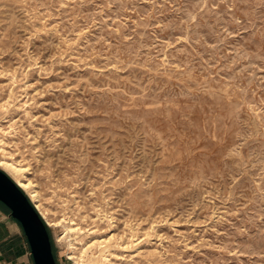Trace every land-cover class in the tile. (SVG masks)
Listing matches in <instances>:
<instances>
[{"label":"rangeland","instance_id":"obj_1","mask_svg":"<svg viewBox=\"0 0 264 264\" xmlns=\"http://www.w3.org/2000/svg\"><path fill=\"white\" fill-rule=\"evenodd\" d=\"M1 162L57 264H264V0H0Z\"/></svg>","mask_w":264,"mask_h":264},{"label":"water","instance_id":"obj_2","mask_svg":"<svg viewBox=\"0 0 264 264\" xmlns=\"http://www.w3.org/2000/svg\"><path fill=\"white\" fill-rule=\"evenodd\" d=\"M0 202L10 211L24 231L34 264H57L47 226L30 198L0 168Z\"/></svg>","mask_w":264,"mask_h":264},{"label":"crops","instance_id":"obj_3","mask_svg":"<svg viewBox=\"0 0 264 264\" xmlns=\"http://www.w3.org/2000/svg\"><path fill=\"white\" fill-rule=\"evenodd\" d=\"M16 223L19 222L0 205V264H34L31 252L18 242L19 238L11 230Z\"/></svg>","mask_w":264,"mask_h":264},{"label":"bare ground","instance_id":"obj_4","mask_svg":"<svg viewBox=\"0 0 264 264\" xmlns=\"http://www.w3.org/2000/svg\"><path fill=\"white\" fill-rule=\"evenodd\" d=\"M155 71V70H154ZM191 85V84H190ZM200 88V87H199ZM225 93V92H224ZM222 96V95H221ZM228 105V104H227ZM155 107V106H154ZM0 166L5 168V169H8L12 172H14L15 174H17V179H16V182L18 184V186L20 188H22L23 190L29 192L30 194V198L35 202V205H36V208L38 211L41 212V214L43 215L44 218H46L45 216V213L42 211L41 209V204H40V200H39V194L37 193V191L35 190H32V184L29 182V183H25L23 182L21 179H20V176H22V170L17 168L16 166H14L13 164H9L7 162H1L0 163ZM50 225H55L54 223H50ZM68 232H75L76 230H79V229H76V228H67ZM103 243L102 242H99V241H94L93 243L89 244L86 249L82 250L81 251V254L79 256L76 257L77 259V262L79 264H85V262L87 261V259L91 256L89 253H88V249L91 248V247H97L99 248ZM109 247V246H108ZM135 247V246H134ZM72 249L74 250L75 247H72ZM77 249V248H76ZM101 249V248H100ZM101 252V250H100ZM104 254L100 255L103 257ZM74 258V256L72 257ZM101 258V257H100ZM104 259V258H103ZM106 259V258H105ZM104 259V260H105ZM97 261V260H96ZM99 262V258H98V261Z\"/></svg>","mask_w":264,"mask_h":264},{"label":"trees","instance_id":"obj_5","mask_svg":"<svg viewBox=\"0 0 264 264\" xmlns=\"http://www.w3.org/2000/svg\"><path fill=\"white\" fill-rule=\"evenodd\" d=\"M46 224V223H45ZM47 226V225H46ZM47 229H48V227H47ZM51 242H52V240H51ZM52 246H53V243H52ZM54 256H55V254H54ZM56 259V258H55Z\"/></svg>","mask_w":264,"mask_h":264}]
</instances>
